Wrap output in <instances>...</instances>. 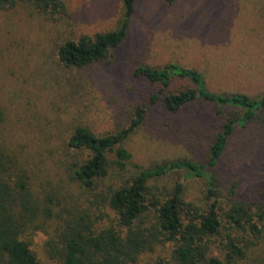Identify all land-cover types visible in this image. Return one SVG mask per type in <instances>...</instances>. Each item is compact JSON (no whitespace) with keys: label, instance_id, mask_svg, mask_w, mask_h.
I'll return each instance as SVG.
<instances>
[{"label":"trees","instance_id":"1","mask_svg":"<svg viewBox=\"0 0 264 264\" xmlns=\"http://www.w3.org/2000/svg\"><path fill=\"white\" fill-rule=\"evenodd\" d=\"M121 1L117 27L56 44L61 66L91 67L125 42L137 0ZM21 5L56 23L68 15L64 0H0V12ZM128 78L136 95L129 124L104 135L78 125L67 142L74 154L59 170L64 187H76L84 196L78 202L67 206L64 195L54 193L41 199L34 188L35 162L0 139V264H43L32 249L36 233L49 236L45 249L54 264H264L262 188L252 187L241 198L239 180L226 184L224 176L238 137L256 135L258 147L264 146V92L214 91L206 73L174 62L154 66L133 60ZM200 108L210 115L205 136L195 118ZM155 111L170 126L187 116L185 124L169 129L193 155L147 165L135 160L129 141ZM5 117L0 106V125ZM257 170L264 175V157ZM188 182L199 187L191 200L185 199ZM160 248L164 254L145 258Z\"/></svg>","mask_w":264,"mask_h":264},{"label":"rangeland","instance_id":"2","mask_svg":"<svg viewBox=\"0 0 264 264\" xmlns=\"http://www.w3.org/2000/svg\"><path fill=\"white\" fill-rule=\"evenodd\" d=\"M64 1L68 15L59 23L22 5L0 12V106L6 114L0 139L29 163L35 162L34 188L41 199L54 193L65 197L67 206L83 199L76 187H64L60 175L63 163L74 154L67 142L78 125L104 135L129 124L136 96L128 78L133 60L196 68L207 74L214 91L264 92V0H179L173 5L163 0H137V16L125 42L107 60L72 70L57 62L56 44L65 37L117 27L122 1ZM159 115L163 116L152 112L129 141L135 160L147 165L193 155L191 147L171 130L185 124L187 116L174 118L170 126L168 118ZM209 116L205 108L196 110L203 136L211 128L205 121ZM258 146L256 135L238 137L227 155L224 176L226 184L239 180L241 198L252 187L262 188L258 199L264 202V175L257 170L264 146ZM194 185L197 183H187L186 200L200 194ZM222 187L227 191V185ZM48 237L36 233L32 249L43 264H54L45 249ZM163 252L160 248L145 258Z\"/></svg>","mask_w":264,"mask_h":264}]
</instances>
